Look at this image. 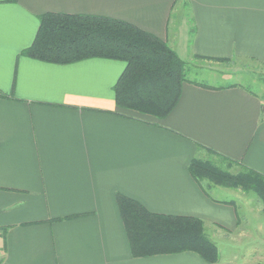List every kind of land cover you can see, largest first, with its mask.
I'll list each match as a JSON object with an SVG mask.
<instances>
[{"label":"crops","instance_id":"crops-1","mask_svg":"<svg viewBox=\"0 0 264 264\" xmlns=\"http://www.w3.org/2000/svg\"><path fill=\"white\" fill-rule=\"evenodd\" d=\"M43 13L128 21L201 78L183 82L162 118L117 107L123 61L21 54ZM234 58L264 68V0H0V264H222L220 254L210 263L192 251L131 256L116 194L200 218L214 243L241 225L238 205L253 215L243 190L206 192L188 172L211 149L231 172L264 174V99L202 80V68Z\"/></svg>","mask_w":264,"mask_h":264},{"label":"trees","instance_id":"trees-1","mask_svg":"<svg viewBox=\"0 0 264 264\" xmlns=\"http://www.w3.org/2000/svg\"><path fill=\"white\" fill-rule=\"evenodd\" d=\"M38 19L35 37L21 54L58 64L91 57L123 61L125 67L113 87L117 107L162 118L175 106L188 79L184 60L164 40L128 21L104 16L43 13ZM207 150L224 164L194 157L188 164L192 178L206 181L202 185L206 192L211 184L252 191L264 214V174L245 166L231 172L225 164L230 159ZM116 202L131 256L192 251L206 262L219 260L218 248L200 218L153 212L121 193Z\"/></svg>","mask_w":264,"mask_h":264},{"label":"rangeland","instance_id":"rangeland-1","mask_svg":"<svg viewBox=\"0 0 264 264\" xmlns=\"http://www.w3.org/2000/svg\"><path fill=\"white\" fill-rule=\"evenodd\" d=\"M220 66L219 68H202V80L221 86L228 83H239L264 99V68L262 66L241 58L220 62ZM198 76L192 70L186 73V77L190 79H200L201 77ZM208 159L217 164H224L213 155ZM203 183L207 182L203 181ZM229 188L237 189L234 187ZM243 192L246 198H250V206L254 209V213L252 215L247 212L249 207L247 208L246 203L244 204L246 208L244 206L241 208V205H238L241 225L230 233L218 236V241L215 244H217L220 263L222 264H264V233H261L262 235L258 233L260 222L263 223L261 227L264 229V214L258 209L259 216L256 217L255 215L256 209L262 204L252 191L243 190ZM232 196L235 195L232 194L229 198H233Z\"/></svg>","mask_w":264,"mask_h":264}]
</instances>
